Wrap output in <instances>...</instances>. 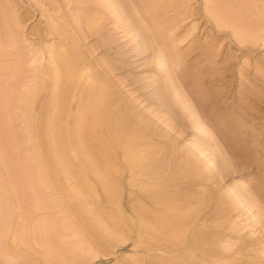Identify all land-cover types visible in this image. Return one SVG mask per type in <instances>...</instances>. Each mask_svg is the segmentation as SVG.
Returning <instances> with one entry per match:
<instances>
[{"label":"rangeland","instance_id":"obj_1","mask_svg":"<svg viewBox=\"0 0 264 264\" xmlns=\"http://www.w3.org/2000/svg\"><path fill=\"white\" fill-rule=\"evenodd\" d=\"M0 264H264V0H0Z\"/></svg>","mask_w":264,"mask_h":264},{"label":"bare ground","instance_id":"obj_2","mask_svg":"<svg viewBox=\"0 0 264 264\" xmlns=\"http://www.w3.org/2000/svg\"><path fill=\"white\" fill-rule=\"evenodd\" d=\"M69 70H70V69H69ZM99 91L101 92V90H99ZM102 91H103V90H102ZM104 92H105V91H104ZM104 92H102V94H103ZM104 94H105V93H104ZM103 97L106 98L104 95H103ZM99 98H100V97H99ZM104 98H103V99H104ZM103 99L101 98L100 100L102 101ZM99 119H100V118H99Z\"/></svg>","mask_w":264,"mask_h":264}]
</instances>
